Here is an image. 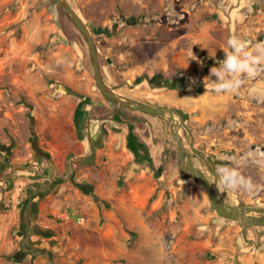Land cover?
I'll list each match as a JSON object with an SVG mask.
<instances>
[{
    "label": "rangeland",
    "instance_id": "374dc122",
    "mask_svg": "<svg viewBox=\"0 0 264 264\" xmlns=\"http://www.w3.org/2000/svg\"><path fill=\"white\" fill-rule=\"evenodd\" d=\"M68 2L91 29L105 82L127 98L178 110L185 119L181 125L178 115L173 120L127 107L119 110L152 143V166L134 161L124 136L108 128L99 132L108 136L109 149L101 154L108 163L98 167L117 176L116 202L127 209L133 226L127 228L128 251L132 248L140 258L117 263L264 264V226L246 230L221 217L206 189L179 161L171 140L173 130L180 129L184 146L221 200L264 208V73L245 77L241 88L227 95L215 94L204 81L223 59L231 36L264 43V0ZM98 103L111 108L104 110ZM116 109L119 105L97 86L84 36L56 0H0V139L13 149L4 158L12 162L22 157V168L36 171L38 166L41 177L59 172L73 182L72 192L91 194L82 191L78 179L97 170L77 162L84 153L81 144H87L86 129L96 123L89 122L90 114L109 119ZM102 121L103 127L107 123ZM191 146L200 156L194 157ZM208 164L216 172L221 166L237 170L253 187L225 189ZM152 167H163L162 176L156 177ZM18 188L23 190L21 210L29 191L38 186L17 183ZM38 189L45 195L55 191L45 183ZM75 195L73 203L79 200ZM72 214L65 231L70 240L57 242L49 264L93 262L85 258L84 222ZM46 227L38 224L36 230L53 235L51 226ZM24 231L28 237L21 236ZM34 232V226L0 223V264H35L38 256L26 260ZM172 235L176 244L171 252L167 242Z\"/></svg>",
    "mask_w": 264,
    "mask_h": 264
},
{
    "label": "crops",
    "instance_id": "0c3cea01",
    "mask_svg": "<svg viewBox=\"0 0 264 264\" xmlns=\"http://www.w3.org/2000/svg\"><path fill=\"white\" fill-rule=\"evenodd\" d=\"M121 95L125 96L124 94ZM158 97L159 100L162 99V101L164 100L163 102H166V97L157 96V98ZM128 98L149 104L156 108L161 107L157 103H152L143 99ZM102 104L100 103L99 105H101L104 110H109L111 108L106 104ZM117 110L118 109L115 111ZM112 116L109 117V119H111L109 120L107 117H105L107 119H100L101 117L99 115L92 118V114H90L89 122L93 121L96 123L92 124L89 129H86L88 133L87 144H81L84 153L79 155L80 160L78 158L77 162L80 163V161H82L84 165L91 163L97 170L92 176L91 174H83L85 177L78 179L79 184H84L81 185L82 191L86 188L89 190L86 193H90L91 191V194H85L81 191L77 193L76 190L75 193L72 192L73 182L68 180L69 177L62 178V174L59 172L53 171V174L55 173L53 177H49L52 174L41 177L39 173H37V170H39L38 166H34V168L37 169L36 171L31 168L32 166L30 168H22V157L13 158V161L9 162L4 158L3 154L5 151H13V149L9 146V143L0 139V223L8 222V225L12 224V226H16L20 223L22 228L26 227V229L29 228V226H34L36 232L30 235L31 245L28 246L26 260L38 256L35 264H49L48 259L51 260L54 254L53 251L55 248H58L57 242L66 238L70 240L65 231L70 227L69 220L70 214H72L70 212L71 209H74L72 215L77 216V219H82L81 223L84 221L83 225L85 228L83 230L86 232V236H84L86 242H84L88 245L86 246L85 258L89 263L93 261V264H100L97 261H103L105 264H119L117 260L120 259L121 261L123 258L126 259V262L132 261L134 257L140 259L138 253L134 252L132 248L128 251L129 248L127 243L130 236H128L127 228L131 230L133 226L127 219V209H122L116 202L117 188L115 180L117 176L113 173H105L98 167L102 163H108V160L103 162L104 156L101 155L107 153L109 149L106 138L108 136L105 133L104 137H102V133H99L101 128H103L102 130L108 128L111 134L124 136L127 143L129 134L128 124L121 116L122 122L114 121ZM102 120L107 123L103 127L99 123ZM88 125L89 123L87 126ZM131 125L135 126V124ZM134 132L144 141L151 152L153 148L150 140H145L143 136L139 135L140 130L137 126H135ZM131 156L134 159L132 153ZM60 162L61 161L58 160L57 164H60ZM10 174H12V176H10ZM30 182H34L35 186H38V188L41 187V184L45 183L49 186L50 190L55 189V191L49 195L40 193V189L38 188L34 189V191H29L26 199H24V203H22L21 210H19L18 207L22 199L23 190L21 191V188L15 189V185L18 183L25 187ZM75 194H77V196L79 195L77 197L79 200L73 203L70 200L72 197L76 196ZM38 224L47 226V229H50L48 226H51L54 234L52 235L51 232L44 230H36L38 229ZM26 232L27 231H24L21 236L24 238L28 237ZM92 243H96L98 247L90 246ZM117 244L120 245L119 248ZM99 245L101 246V249L98 251L99 253L96 252L98 254H91V250H97ZM34 252L36 254H34ZM60 252L63 251L60 249ZM45 260H47V262ZM84 264H87V262Z\"/></svg>",
    "mask_w": 264,
    "mask_h": 264
},
{
    "label": "water",
    "instance_id": "95a60500",
    "mask_svg": "<svg viewBox=\"0 0 264 264\" xmlns=\"http://www.w3.org/2000/svg\"><path fill=\"white\" fill-rule=\"evenodd\" d=\"M57 4L60 6L65 15L73 22V24L79 29V31L84 36L91 55L92 65L94 69V76L98 88L102 94L110 101L118 103L119 109L112 116V119L118 114L119 110L127 107L131 110H139L146 114L154 117L161 115L167 116L175 119V115L180 116L182 122L181 125L185 123L184 116L182 113L175 109H170L168 107L156 108L149 104L132 100L119 93H117L113 88H111L104 79L103 72L100 64V57L97 44L93 38L91 29L83 21L80 15L74 10L70 5L68 0H56ZM172 145L175 146L179 161L182 163L183 167L191 174V176L206 189L211 207L223 218L230 219L232 221L238 222L244 229L248 230L252 227L264 226V208L236 205L232 201L228 204L220 199L219 194L214 189L208 176L200 170L191 154L190 151L186 149L183 143V139L180 135V129H174L172 132ZM192 151L199 154L200 152L191 146ZM149 164V161H145ZM210 171L215 175L217 172L214 171L208 164Z\"/></svg>",
    "mask_w": 264,
    "mask_h": 264
},
{
    "label": "clouds",
    "instance_id": "9594fccd",
    "mask_svg": "<svg viewBox=\"0 0 264 264\" xmlns=\"http://www.w3.org/2000/svg\"><path fill=\"white\" fill-rule=\"evenodd\" d=\"M226 47L223 59L217 60L204 78L217 95L233 94L241 88L245 77L254 78L264 73V43L251 44L231 36ZM217 175L221 186L227 190H250L253 187L252 181L235 169L221 166L217 169Z\"/></svg>",
    "mask_w": 264,
    "mask_h": 264
},
{
    "label": "trees",
    "instance_id": "16d2710c",
    "mask_svg": "<svg viewBox=\"0 0 264 264\" xmlns=\"http://www.w3.org/2000/svg\"><path fill=\"white\" fill-rule=\"evenodd\" d=\"M116 120H119V116L116 118ZM129 129L130 132L127 138V148L133 154L135 162L138 164H145V161H149L152 166L150 149L144 143V141L134 132L135 126L130 125ZM154 170L156 177L162 176L163 167H161L159 170L157 169Z\"/></svg>",
    "mask_w": 264,
    "mask_h": 264
},
{
    "label": "built area",
    "instance_id": "2783aa9c",
    "mask_svg": "<svg viewBox=\"0 0 264 264\" xmlns=\"http://www.w3.org/2000/svg\"><path fill=\"white\" fill-rule=\"evenodd\" d=\"M80 221H82V219H80ZM175 244H176V236L172 235L167 242V249L172 252L173 249L175 248Z\"/></svg>",
    "mask_w": 264,
    "mask_h": 264
},
{
    "label": "flooded vegetation",
    "instance_id": "af4514ba",
    "mask_svg": "<svg viewBox=\"0 0 264 264\" xmlns=\"http://www.w3.org/2000/svg\"><path fill=\"white\" fill-rule=\"evenodd\" d=\"M100 64H101V63H100ZM103 76H104V75H103ZM112 102H113V101H112ZM117 104H118V103H117ZM117 111H118V110H117ZM117 111H115V113H116ZM115 113H114V114H115ZM118 116H119V120H116V118H117ZM120 116H121V115H120V113L118 112V114H117V115L115 116V118H114V121L122 122ZM130 125H131V124H128V130H129V132H130V129H129ZM193 152H194V151H193ZM197 156H200V153L197 154V153L194 152V157H197Z\"/></svg>",
    "mask_w": 264,
    "mask_h": 264
}]
</instances>
